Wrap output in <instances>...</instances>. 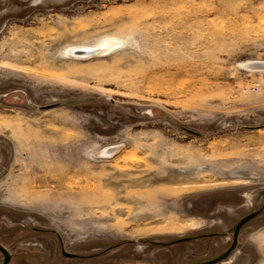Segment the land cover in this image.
<instances>
[{
	"label": "rangeland",
	"instance_id": "1",
	"mask_svg": "<svg viewBox=\"0 0 264 264\" xmlns=\"http://www.w3.org/2000/svg\"><path fill=\"white\" fill-rule=\"evenodd\" d=\"M254 212L218 264H264V0H0L9 264L207 262Z\"/></svg>",
	"mask_w": 264,
	"mask_h": 264
},
{
	"label": "water",
	"instance_id": "2",
	"mask_svg": "<svg viewBox=\"0 0 264 264\" xmlns=\"http://www.w3.org/2000/svg\"><path fill=\"white\" fill-rule=\"evenodd\" d=\"M96 51L93 50H81L79 52H77V55L79 56H89L94 54ZM259 214V212H254L246 217H244L243 219H241L238 224L235 227L234 230V238H233V242L232 245L230 246V248L221 256H219L218 258L214 259V260H210L207 262H202V263H196V264H218L222 261H224L225 259H227L232 252L237 248L238 245V236H239V232L242 229V227L248 223L250 220H252L253 218H255L257 215ZM0 251L2 252V254L4 255V261L3 264H9L10 260H11V255L10 253L0 244Z\"/></svg>",
	"mask_w": 264,
	"mask_h": 264
}]
</instances>
